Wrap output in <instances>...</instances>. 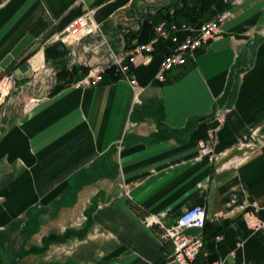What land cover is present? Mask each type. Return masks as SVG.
<instances>
[{
	"label": "crops",
	"instance_id": "crops-1",
	"mask_svg": "<svg viewBox=\"0 0 264 264\" xmlns=\"http://www.w3.org/2000/svg\"><path fill=\"white\" fill-rule=\"evenodd\" d=\"M87 12L107 45L60 34ZM223 12L164 81L170 45L155 42L131 66L133 98L114 53L159 24L195 33ZM22 63L0 98V264H173L157 222L198 204L194 264H264V231L251 226L264 219V0H0V78Z\"/></svg>",
	"mask_w": 264,
	"mask_h": 264
},
{
	"label": "built area",
	"instance_id": "built-area-1",
	"mask_svg": "<svg viewBox=\"0 0 264 264\" xmlns=\"http://www.w3.org/2000/svg\"><path fill=\"white\" fill-rule=\"evenodd\" d=\"M227 12L220 13L216 18L204 22L197 32L189 30L188 22L180 24L168 23L166 25L159 24L154 28L153 34L149 41L142 44H137L133 48L112 55V66L116 74L126 78L133 93V98L136 100L141 91V87L136 79L130 75L131 66L139 60L149 62L154 53V44L158 40H163L170 45V49L164 52L160 63V68L156 74V79L159 81L165 80V72L171 70L175 66L182 65L187 58L192 55V51L205 44L209 38L219 31L220 26L226 20ZM178 30H184L188 33L181 39L175 34ZM61 35L70 38L73 42H77L85 38L95 39L97 44L107 45L108 38L105 36L99 24L87 13H83L73 19L60 33ZM101 73L92 74L88 79L80 81L79 84H96L102 80ZM16 75L13 72L4 74L0 78V98L4 100L9 97L16 86ZM35 100H31L26 108L31 107ZM208 144L200 146L201 154L210 152ZM246 205L239 206L240 210L246 209ZM206 221L205 206L202 204L183 210L177 218L174 225L165 227L160 221L157 223L163 228L165 239L173 241L175 248L171 256L170 262L173 264H194L196 257L199 255L203 247V239L199 234L188 235L186 229L196 228L202 229ZM251 226L255 231H264V219L253 217Z\"/></svg>",
	"mask_w": 264,
	"mask_h": 264
},
{
	"label": "trees",
	"instance_id": "trees-1",
	"mask_svg": "<svg viewBox=\"0 0 264 264\" xmlns=\"http://www.w3.org/2000/svg\"><path fill=\"white\" fill-rule=\"evenodd\" d=\"M146 31H147V30H145V29L142 30V35H140V37H139V41H140V42L147 41V38H149L150 35L152 34V33H151V34H148V32H147V34H146ZM107 71L112 72V71H113V67L108 68Z\"/></svg>",
	"mask_w": 264,
	"mask_h": 264
},
{
	"label": "water",
	"instance_id": "water-1",
	"mask_svg": "<svg viewBox=\"0 0 264 264\" xmlns=\"http://www.w3.org/2000/svg\"><path fill=\"white\" fill-rule=\"evenodd\" d=\"M28 69V66L26 63H22L18 66L17 69H15V73L21 76L26 70Z\"/></svg>",
	"mask_w": 264,
	"mask_h": 264
},
{
	"label": "bare ground",
	"instance_id": "bare-ground-1",
	"mask_svg": "<svg viewBox=\"0 0 264 264\" xmlns=\"http://www.w3.org/2000/svg\"><path fill=\"white\" fill-rule=\"evenodd\" d=\"M13 73L16 75V77H20L18 74L15 73V70L13 71ZM16 80H17V78H16Z\"/></svg>",
	"mask_w": 264,
	"mask_h": 264
}]
</instances>
